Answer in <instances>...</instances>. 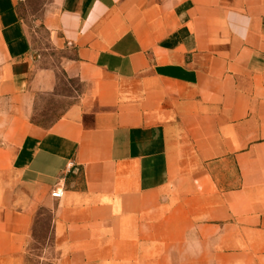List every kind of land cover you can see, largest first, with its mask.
Here are the masks:
<instances>
[{"label":"crops","instance_id":"crops-1","mask_svg":"<svg viewBox=\"0 0 264 264\" xmlns=\"http://www.w3.org/2000/svg\"><path fill=\"white\" fill-rule=\"evenodd\" d=\"M44 218L56 264H264V0H0V264Z\"/></svg>","mask_w":264,"mask_h":264},{"label":"rangeland","instance_id":"rangeland-1","mask_svg":"<svg viewBox=\"0 0 264 264\" xmlns=\"http://www.w3.org/2000/svg\"><path fill=\"white\" fill-rule=\"evenodd\" d=\"M34 3V2H33ZM31 4L29 8L30 12L36 14L37 8H40V4ZM26 16V11L24 12ZM28 28L30 31L39 33L42 35V29L40 26L29 23ZM43 36V35H42ZM56 96H40L36 100V112L34 119L32 120L35 124H47L52 122L54 118L62 114L63 110L68 107L75 96L80 92V86L75 82H64L60 75L56 80V87L54 89ZM64 97V98H63ZM26 264H56L55 255L51 249V244L48 240V225L46 218L40 221L39 226L36 229L35 241L32 246L28 249L26 255Z\"/></svg>","mask_w":264,"mask_h":264},{"label":"built area","instance_id":"built-area-1","mask_svg":"<svg viewBox=\"0 0 264 264\" xmlns=\"http://www.w3.org/2000/svg\"><path fill=\"white\" fill-rule=\"evenodd\" d=\"M62 195V191L61 189H55L52 193H51V197L55 198V199H59Z\"/></svg>","mask_w":264,"mask_h":264}]
</instances>
